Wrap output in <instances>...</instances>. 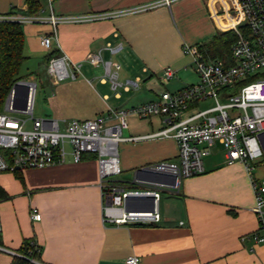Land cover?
I'll return each instance as SVG.
<instances>
[{
    "label": "crops",
    "instance_id": "0c3cea01",
    "mask_svg": "<svg viewBox=\"0 0 264 264\" xmlns=\"http://www.w3.org/2000/svg\"><path fill=\"white\" fill-rule=\"evenodd\" d=\"M159 1L40 0L37 14L124 11ZM234 2L173 0L170 5L109 19L61 23L51 49L41 45L42 36L53 32L50 24H23L26 60L43 58L48 63L51 54H66L79 65L76 78L56 82L52 77L50 118L60 124L90 119L185 87L193 64L184 46L201 49L202 41L209 42L232 27L236 22L231 11ZM14 8L30 15L27 0H0V14H9ZM91 53L121 65L122 86L112 88L104 66L89 61ZM168 66L175 74L164 81L162 75ZM163 125L160 117L131 115L123 136H148ZM216 145L224 151L220 142L213 147ZM211 151L202 174L183 179L178 190L163 192L161 220L151 225L103 222L96 158L75 162L69 156L62 164L28 168L20 172L23 180L15 173H0V185L9 194L0 199V246L4 248L0 249V264H10L24 240L30 238L41 249L40 258L32 264H126L133 255L140 258L139 264H264V244L253 237L259 223L252 210L251 179L242 163L227 164L225 151L214 158ZM119 154L122 173L117 180L123 184L136 179V171L146 165L179 161L174 138L124 140ZM259 172L255 170L256 175ZM130 176L133 178L128 179ZM33 208L42 214L41 220L31 218Z\"/></svg>",
    "mask_w": 264,
    "mask_h": 264
},
{
    "label": "built area",
    "instance_id": "2783aa9c",
    "mask_svg": "<svg viewBox=\"0 0 264 264\" xmlns=\"http://www.w3.org/2000/svg\"><path fill=\"white\" fill-rule=\"evenodd\" d=\"M173 0L139 5L124 11H106L81 15L0 14V21L48 23L52 34L41 38V45L51 49L53 37L61 23H81L138 13ZM233 20L228 30L237 33L231 48L232 63L217 64L207 60L198 46H184L192 57L199 81L177 91H163L156 99L128 109H111L90 119H74L63 126L56 119L36 118L34 100L37 83L19 80L5 99L0 111V173L21 172L65 163L67 158L80 162L86 154L97 155L100 186L103 194V222L107 225H151L161 220L159 202L165 190H178L183 179L202 174L204 159L218 141L225 150L227 164L242 163L251 179L255 203L252 210L258 219L253 234L264 244V0H235ZM95 65H103L105 76L116 90L121 65L103 61L99 54L88 55ZM72 68V69H71ZM79 65L66 54L52 57L48 71L56 82L76 78ZM175 70L168 66L162 79L169 81ZM213 99L215 104L200 109V103ZM24 113L27 116L14 113ZM160 117L163 128L144 137L123 136L129 117ZM174 138L178 145V163L159 161L143 169L147 178L136 177L127 184L117 179L122 173L119 144L139 138ZM31 218L39 221L42 214L31 210ZM2 231L0 220V232ZM0 249H4L0 246ZM34 261V260H32ZM140 258L129 256L126 264H139Z\"/></svg>",
    "mask_w": 264,
    "mask_h": 264
},
{
    "label": "trees",
    "instance_id": "16d2710c",
    "mask_svg": "<svg viewBox=\"0 0 264 264\" xmlns=\"http://www.w3.org/2000/svg\"><path fill=\"white\" fill-rule=\"evenodd\" d=\"M27 14L34 15L40 11V0H27ZM17 13V9H12L9 14ZM237 39L234 30L217 33L209 42L204 43L202 50L206 49L212 56L221 57L227 60L226 65L232 63L231 48ZM25 35L23 24L17 21H0V111H2L5 99L11 87L20 80L19 70L26 60L24 55ZM49 56V60L52 58ZM48 60V61H49ZM97 158L94 153L86 154L84 158ZM19 179L23 180L20 172L15 173ZM9 194L0 185V199H6ZM41 249L38 243L32 238L25 239L21 248L16 252L10 264H32V260L40 258Z\"/></svg>",
    "mask_w": 264,
    "mask_h": 264
},
{
    "label": "rangeland",
    "instance_id": "374dc122",
    "mask_svg": "<svg viewBox=\"0 0 264 264\" xmlns=\"http://www.w3.org/2000/svg\"><path fill=\"white\" fill-rule=\"evenodd\" d=\"M208 40L202 41V43H206ZM205 53L207 60H209L212 63H217V64H225L227 60H222L221 57L217 56H212L207 52L206 49L203 50ZM192 60V57L190 58ZM190 60V62H191ZM193 66L190 65L191 71L189 75L186 76V82L188 84H193L199 81V76L198 74L193 70ZM75 72L78 71L74 70ZM18 78L20 80H27V81H35L37 82V91L35 94V100H34V116L36 118H50L49 114V108H48V102L50 100V91H51V86H52V77L48 71V63L43 60H24L22 63ZM215 104V101L213 99H207L205 101H202L200 103V109H206ZM3 111L5 110V103L3 106ZM16 115H22V116H27L24 113H14ZM66 123H62L61 125L63 126ZM225 151V150H224ZM223 149H220L219 146H214L212 148V157H221L224 154ZM208 157V156H207ZM206 157V158H207ZM206 158L204 160H206ZM259 171H264V165L261 166ZM133 176L128 179H132ZM127 180V179H126Z\"/></svg>",
    "mask_w": 264,
    "mask_h": 264
},
{
    "label": "water",
    "instance_id": "95a60500",
    "mask_svg": "<svg viewBox=\"0 0 264 264\" xmlns=\"http://www.w3.org/2000/svg\"><path fill=\"white\" fill-rule=\"evenodd\" d=\"M147 173H146V171L145 170H143V169H138L137 171H136V177H140V178H147Z\"/></svg>",
    "mask_w": 264,
    "mask_h": 264
}]
</instances>
